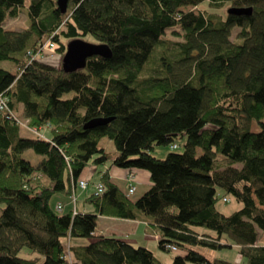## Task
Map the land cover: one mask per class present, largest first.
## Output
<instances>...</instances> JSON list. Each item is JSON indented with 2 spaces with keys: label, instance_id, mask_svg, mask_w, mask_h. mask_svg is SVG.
Here are the masks:
<instances>
[{
  "label": "trees",
  "instance_id": "16d2710c",
  "mask_svg": "<svg viewBox=\"0 0 264 264\" xmlns=\"http://www.w3.org/2000/svg\"><path fill=\"white\" fill-rule=\"evenodd\" d=\"M21 11L27 27H6ZM88 35L111 56L74 71L36 57L47 40L61 55L63 39ZM0 95V264H67V249L72 264H162L146 246L95 236L99 215L148 219L160 248L177 247L172 264H240L207 252L225 246L264 264V0H69L64 13L56 0H0ZM20 112L48 136L23 130ZM98 118L110 120L86 127ZM183 136L182 151L152 153ZM91 164L145 169L151 184L134 200L133 181L127 192L106 168L81 212L73 194ZM55 194L71 209L53 207ZM230 195L242 206L225 214L217 202Z\"/></svg>",
  "mask_w": 264,
  "mask_h": 264
},
{
  "label": "crops",
  "instance_id": "0c3cea01",
  "mask_svg": "<svg viewBox=\"0 0 264 264\" xmlns=\"http://www.w3.org/2000/svg\"><path fill=\"white\" fill-rule=\"evenodd\" d=\"M106 168L108 169V173L114 179V181L117 184H119L120 187L122 188L124 187L125 190H127L129 186L128 177L130 174H133L135 176L133 180L135 190L133 191V193L139 191L135 195H141L142 193H144L151 184L150 173L145 169H137V168L128 169V168H120L117 166L108 167V165L98 166L95 164H91L87 166V168L85 169L84 173L81 176V179L88 180L89 186L85 190H78V193L75 192L73 195L78 196V200L79 198L80 199L84 198V200H86V198L96 190L97 183H100L101 174L99 173V171L103 172L105 171ZM127 192H129V189ZM133 199L136 200L137 198H133ZM59 202H63L65 204L66 209H71L72 207L70 198H67L65 196L59 198L56 202V205ZM88 203H85L82 206V209H79V207L77 206L76 207L77 210L81 212H87L93 210V206L91 205L92 207L89 208ZM94 235L95 236L106 235V236H115L118 238H122L134 244L135 246L141 245L148 247L154 252L155 255H156L155 249L158 248L160 249L159 234L155 230V227L152 225V223L149 222L148 219H145L142 215L137 219H125V218H119L113 216L99 215L97 226L94 231ZM263 237L264 234L260 232V237H259L260 244L263 242ZM88 241H89L88 239L74 238L72 239L71 243H86ZM161 250L163 251V249ZM159 260L161 261V258H159ZM172 261L173 259L171 258L170 264H172Z\"/></svg>",
  "mask_w": 264,
  "mask_h": 264
},
{
  "label": "rangeland",
  "instance_id": "374dc122",
  "mask_svg": "<svg viewBox=\"0 0 264 264\" xmlns=\"http://www.w3.org/2000/svg\"><path fill=\"white\" fill-rule=\"evenodd\" d=\"M206 6V3H203L201 5V8ZM189 9V8H187ZM27 24H28V18H27V14L25 11H21L19 13V15L15 18H10L7 23H6V27L8 28H12V29H16V30H22L24 28L27 27ZM236 31H234V34L232 36V38L235 37V34H236ZM166 37L169 38V39H172V40H177L178 37L176 35H173L170 33V31L167 32L166 34ZM87 41H90V42H96V39L92 36V35H88V36H85V38H83ZM65 45L67 46V43L69 42V40H65L63 39ZM46 43H49L51 41H45ZM44 43V44H46ZM43 51H42V54H39V59L43 60V61H46V62H49L51 64H54V65H60L62 64V58H63V54H59L57 51H56V48H55V45L52 47L51 46V43L48 44L47 46L43 47L42 48ZM2 65L4 67H12L9 63L7 62H3ZM19 117L22 121V124L21 126L23 127V130L27 131L28 133H31V134H36L37 136L39 137H44L46 138L48 136V131H50L48 128V126H43L42 129H39L37 132L35 131H32L29 129V127L31 128H34V126H30L29 124V119H26L24 118L22 115H21V112L19 114ZM259 129V125H256L254 127V130H258ZM185 136L179 138V139H176L175 141H173L171 144H177L178 147L175 148L173 150V148L171 147V144H168V145H157L155 146L154 150L152 151V153L158 157V158H164L168 152L170 151H182L184 149V142H185ZM99 145L102 146V147H105L106 148V151L108 152V154L110 156H113L115 154V151H116V146L114 144V142L109 139L108 137H103L100 142H99ZM25 156L28 158V159H31L33 160L34 162L35 161H39L41 159V155H38L36 154L35 152H33L32 150H29L27 152H25ZM134 176V175H133ZM135 177V176H134ZM124 188V187H123ZM125 189V188H124ZM128 191V189H127ZM139 192V191H137ZM137 192L135 193H130V196L133 197V198H138L139 196L141 195H135ZM223 190L221 188H218V193L219 195H222L223 194ZM61 197H64V195H61V194H55L52 199H51V205L53 207L56 206V202L59 198ZM229 197V200L228 201H225V200H219L217 202V206L218 208L224 212L225 214H229L231 212H233L234 210H237L239 209L242 204L235 198L233 197L232 195L228 196ZM85 203H88L86 202V200H84V198H79L78 202H77V206L79 207V209H82V206L85 204ZM89 204V208H91V204ZM69 245V243L67 244ZM66 248H68V246H66ZM158 248V247H157ZM159 249V248H158ZM158 249H155L156 250V255L157 257L161 258V261H162V264H170V260L171 258L173 259V257L175 256V252H172V251H167V250H164L163 251L161 250L162 248H160L159 250ZM67 251V257H68V260H74L73 258V254L72 252L69 251V249L66 250ZM162 251V252H161ZM209 255L211 256H216V257H222V258H226L228 260H233V261H236V262H239L240 264H246V260H243L242 258H240L238 252H237V248L236 247H223L219 250H216V251H207Z\"/></svg>",
  "mask_w": 264,
  "mask_h": 264
},
{
  "label": "water",
  "instance_id": "95a60500",
  "mask_svg": "<svg viewBox=\"0 0 264 264\" xmlns=\"http://www.w3.org/2000/svg\"><path fill=\"white\" fill-rule=\"evenodd\" d=\"M69 0H56V4L61 12L68 9ZM228 12L231 14H247L252 13L251 7H230ZM94 55L104 57L111 56L110 47L105 43L90 42L83 38H74L67 43L66 51L62 58V66L66 71H74L85 67L87 59ZM110 119L98 118L91 120L86 127H94L107 123Z\"/></svg>",
  "mask_w": 264,
  "mask_h": 264
},
{
  "label": "built area",
  "instance_id": "2783aa9c",
  "mask_svg": "<svg viewBox=\"0 0 264 264\" xmlns=\"http://www.w3.org/2000/svg\"><path fill=\"white\" fill-rule=\"evenodd\" d=\"M50 43H51V42L44 44V45L42 46V48L45 47V46H47V45L50 44ZM51 46L53 47L54 44L51 43ZM42 51H43V49H41V50L37 53V55H36L37 58H39V54H42ZM7 109H8L7 100H6L4 97H2V96L0 95V112H2V111H3V112H7V111H8ZM10 115H11V114H10ZM19 123L22 124V121L19 120ZM29 129L32 130V131H35V132L38 131V130H36V129H34V128H31V127H29ZM171 147H172L173 149H175V148H177L178 146H177V144H172ZM128 178H129V181L132 182V181L134 180V176H133V174H130ZM80 186H81L82 188H85V187H86V182H85L84 180L80 181ZM132 187H133V185L130 186L131 190H132ZM130 188H129V189H130ZM99 190H100V191L102 190V186H99ZM224 200H225V201H228L229 198H228V197H224ZM73 201H76V196H75V195H73ZM57 208L61 210L63 207H62V205H57ZM166 248L170 249V250L173 251V252L177 251V247L174 246V245H169V244H168V245L166 246ZM66 254H67V253H66ZM66 256H67V255H66ZM66 258H67V260H68V257H66ZM72 262H73L72 260H68L67 264H72Z\"/></svg>",
  "mask_w": 264,
  "mask_h": 264
},
{
  "label": "bare ground",
  "instance_id": "6f19581e",
  "mask_svg": "<svg viewBox=\"0 0 264 264\" xmlns=\"http://www.w3.org/2000/svg\"><path fill=\"white\" fill-rule=\"evenodd\" d=\"M82 180H84V181L86 182V187H87V185H88V180L80 179V181H82ZM80 181H79V186H80ZM99 186H102V190H101V191L99 190ZM80 187H81V186H80ZM86 187H85V188H86ZM81 188H82V187H81ZM96 188H97V191H98L99 193H101V192L103 191V185H102V184H98ZM134 190H135V186L132 187V190H131V188H130V192H133Z\"/></svg>",
  "mask_w": 264,
  "mask_h": 264
}]
</instances>
